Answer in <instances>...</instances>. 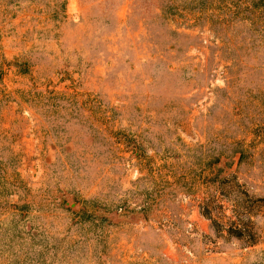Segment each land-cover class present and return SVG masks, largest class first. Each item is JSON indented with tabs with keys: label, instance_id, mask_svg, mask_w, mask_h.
Returning a JSON list of instances; mask_svg holds the SVG:
<instances>
[{
	"label": "rangeland",
	"instance_id": "obj_1",
	"mask_svg": "<svg viewBox=\"0 0 264 264\" xmlns=\"http://www.w3.org/2000/svg\"><path fill=\"white\" fill-rule=\"evenodd\" d=\"M0 264H264V0H0Z\"/></svg>",
	"mask_w": 264,
	"mask_h": 264
}]
</instances>
